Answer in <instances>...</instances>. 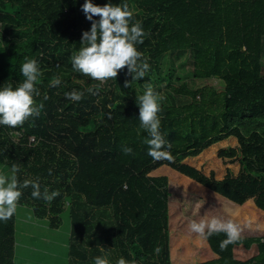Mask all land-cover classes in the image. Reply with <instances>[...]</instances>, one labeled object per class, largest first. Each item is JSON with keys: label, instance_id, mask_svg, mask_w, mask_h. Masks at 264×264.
I'll list each match as a JSON object with an SVG mask.
<instances>
[{"label": "trees", "instance_id": "1", "mask_svg": "<svg viewBox=\"0 0 264 264\" xmlns=\"http://www.w3.org/2000/svg\"><path fill=\"white\" fill-rule=\"evenodd\" d=\"M84 2L0 0V88L18 86L25 58L36 59L34 100L43 105L22 126L0 125V163L19 165L21 183L60 193L49 204L25 188L17 204L59 228L70 200L72 264L104 240L136 264H264V0H92L129 5L146 33L136 47L150 65L132 87L121 69L96 95L87 89L98 81L71 62L91 28ZM170 51L189 52L193 77L216 78L224 89L174 85L161 64ZM55 77L61 84L51 86ZM145 84L164 97L159 131L171 162L154 160L143 143L136 96ZM73 90L85 93L79 102L65 97ZM105 213L112 234L102 236ZM212 216L238 224L240 240L221 250L224 233L202 239L189 231L192 219ZM15 250L16 211L0 220V264H15Z\"/></svg>", "mask_w": 264, "mask_h": 264}, {"label": "clouds", "instance_id": "2", "mask_svg": "<svg viewBox=\"0 0 264 264\" xmlns=\"http://www.w3.org/2000/svg\"><path fill=\"white\" fill-rule=\"evenodd\" d=\"M82 11L86 18L91 21V28L84 31L81 37V47L74 51L71 56L72 68L97 84L89 87L87 92L96 95L108 80H116L118 72L127 67L131 80H125L124 87H132L134 81L143 79L150 65L143 53L138 51L136 45L143 43L146 36L140 21H133V12L129 5H113L106 3L103 6L92 3V0H85ZM99 17L98 20L93 17ZM23 81L15 88L11 84L0 88V125L10 128L22 126L30 117H37L43 108L42 104L37 105L34 96L40 95L36 84L41 76L36 59L25 58L21 66ZM61 84V79L55 77L50 81L51 86ZM145 91L142 95L136 96L139 107L140 129L147 133L143 143L148 146V155L154 160L172 161L173 156L167 149L171 144L165 140L160 129V118L158 113L161 109V101L164 97L155 92L150 84H145ZM85 93L73 90L66 92L65 97L79 102ZM47 99V96H45ZM35 142V137L31 138ZM125 154L132 152L129 147H124ZM19 165L11 166L9 175H0V220L7 221L14 215L17 203L22 195V189L31 188V195L34 199H43L51 203L60 195L58 190L51 192L41 186L38 180L24 179L21 183L17 173ZM190 232L202 239L224 233L226 238L220 242V249L225 250L230 244L240 240L241 228L231 219L220 217H202L199 220L192 219L188 223ZM159 249H157V252ZM94 264H109V261L102 256L94 257ZM117 264H136L135 260L126 261L120 258Z\"/></svg>", "mask_w": 264, "mask_h": 264}, {"label": "rangeland", "instance_id": "3", "mask_svg": "<svg viewBox=\"0 0 264 264\" xmlns=\"http://www.w3.org/2000/svg\"><path fill=\"white\" fill-rule=\"evenodd\" d=\"M161 64L163 66L164 72L165 73H169L171 72V76H172V80L171 82L174 85H180L182 84L183 81L188 82V84L194 88L196 87H203V89L209 90V88H212L215 90V92H220L224 89V86L222 84V82L216 78L213 79H196L193 77V74L191 72V69L193 67V63L192 60L190 58V53L186 52L183 53L181 55H179V53L177 52H168L167 54H165L163 56V58L161 59ZM263 72H264V53H263ZM179 76L181 77V79H179ZM17 138H19V136H16ZM10 170L11 167L8 165H3L0 163V175H9L10 174ZM110 210V208L108 209ZM95 211V210H94ZM110 213V212H109ZM62 219L64 221V223L62 222V224H67L70 221V215L68 214V212L64 211L62 213ZM99 218L102 219L101 221H99V223H97V227L100 228L102 230V234L104 236H107L108 234L106 232H108V227H110L111 223L109 222L112 218L110 217L111 215H107V213H105V217L104 214H99ZM61 224V225H62ZM63 228V227H62ZM57 231V236H62L66 233H64V229H62ZM19 229V228H18ZM106 232H105V231ZM112 231V228H111ZM52 233V231H51ZM106 233V234H105ZM109 234H112L111 232H108ZM54 234V233H52ZM98 234V233H97ZM100 234V233H99ZM98 234V235H99ZM100 234V235H102ZM16 238L19 240L20 238H22L21 240L24 241V244H27L29 242V239H33L32 237H27V235L25 233L22 232V229L18 230V234L16 236ZM68 240H66L68 242V244L70 245L71 239H69L67 237ZM35 241H42L43 239H41V237H38V239H34ZM96 243V242H95ZM105 243V244H103ZM103 243H98L101 246L105 245L106 247H103V257H105L111 264H117L118 259H120L121 255L119 257H116V252L114 251V244L111 242H107V241H103ZM36 244V242H35ZM47 245V244H46ZM50 246V245H49ZM113 248V249H112ZM16 249L15 250V262L16 264H23V261H17L16 257L17 256H23L25 258H23L24 264H26V261L28 262L27 264H35L33 263V261H35V257L37 259V257H41L43 255V253L37 249L35 250H31L28 247L22 248L20 245L16 244ZM17 251V253H16ZM106 252V253H105ZM113 258V259H112Z\"/></svg>", "mask_w": 264, "mask_h": 264}, {"label": "crops", "instance_id": "4", "mask_svg": "<svg viewBox=\"0 0 264 264\" xmlns=\"http://www.w3.org/2000/svg\"><path fill=\"white\" fill-rule=\"evenodd\" d=\"M66 206L67 207L65 211L68 212V214L70 215L69 213L70 200L69 199L67 200ZM19 223L21 225L20 229H22V232L25 233L27 237H32L33 239L30 238L29 242L27 244H24V241L21 240L22 238H20L19 240L16 238V244L20 245L22 248L28 247L31 250L37 249L43 253L41 257L38 256L37 259L35 257V261H33V263L35 264H72V262L70 261L71 260L70 259L71 258L70 245L66 241L68 240L67 237L71 239V221H69L68 225L62 224L59 228H52L50 225L49 219L45 218L42 220H37L36 215L32 208L17 204L16 236L19 230L18 229ZM61 228L64 229V233L66 234L62 236H57L56 233L57 231L61 230ZM51 231L54 234H52ZM100 234H102L101 229H100ZM103 234L102 236H104ZM38 237H41V239L43 240L35 241L34 239L37 240ZM100 243H103V241ZM93 246H97L99 250L96 251L95 253L90 252L88 255V259L86 262H84V264H94V257L96 256L103 257V254H104V252H102L103 247H106V246L105 245L101 246L100 244L93 243L92 245L89 246V249L92 250ZM115 255L116 257H119L117 256V254ZM24 261L25 260L23 259V264H24ZM27 263L28 262L26 261V264ZM109 264L111 263L109 262Z\"/></svg>", "mask_w": 264, "mask_h": 264}, {"label": "built area", "instance_id": "5", "mask_svg": "<svg viewBox=\"0 0 264 264\" xmlns=\"http://www.w3.org/2000/svg\"><path fill=\"white\" fill-rule=\"evenodd\" d=\"M32 137H35V142H36V140H37V139H36V136H31V137H30V143H33L32 140H31Z\"/></svg>", "mask_w": 264, "mask_h": 264}]
</instances>
